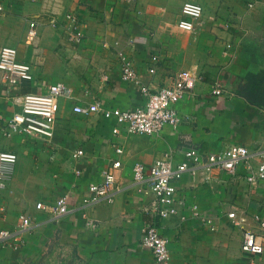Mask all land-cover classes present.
<instances>
[{
    "label": "crops",
    "instance_id": "crops-1",
    "mask_svg": "<svg viewBox=\"0 0 264 264\" xmlns=\"http://www.w3.org/2000/svg\"><path fill=\"white\" fill-rule=\"evenodd\" d=\"M187 2L202 12L184 10ZM68 15L79 23V42L70 38ZM182 20L195 30L180 29ZM30 22L36 24L33 38ZM5 46L30 65L33 80L8 87L0 79V151L17 157L0 191V230L14 231L22 214L33 228L18 250L0 247V264H151L140 238L154 196L147 183H133V165L149 167L166 156L180 163L189 146L203 160L232 145L264 150V0L252 9L247 0H0V49ZM117 51L155 90L182 71L200 78L178 106L177 130L114 135L112 118L73 111L95 101L121 110L141 103L137 85L121 80ZM215 81L223 94L213 95ZM55 83L69 96L58 101L53 137H5L1 126L19 110L18 97ZM79 149L82 155L74 158ZM117 160L113 201L83 210L88 186L101 183ZM173 185L175 213L157 221L168 239V264H264V180L249 183L244 169H200L178 175ZM58 197L70 211L56 218L50 206ZM246 230L261 236V254L242 251Z\"/></svg>",
    "mask_w": 264,
    "mask_h": 264
},
{
    "label": "built area",
    "instance_id": "built-area-1",
    "mask_svg": "<svg viewBox=\"0 0 264 264\" xmlns=\"http://www.w3.org/2000/svg\"><path fill=\"white\" fill-rule=\"evenodd\" d=\"M255 0H247V8L252 9ZM183 9L200 14L202 8L195 3H184ZM70 26L71 40L79 42L82 34L79 30V23L73 15L66 16ZM56 26L54 21L50 22ZM35 23H29L28 36H35ZM180 29L191 31L195 30L193 23L189 21H179ZM130 41L129 43H131ZM117 56L121 65V80L134 83L139 88L141 103L137 106L121 110L117 108L105 109L99 101L89 105H77L73 108L75 113L89 115L99 114L105 118H112L116 126L112 129L114 135L121 132L144 134L153 136L164 128L177 130L181 119L178 106L188 98V94L193 90L199 77L192 75L188 71L177 74L173 82L159 89H152L150 86L142 84L137 77L131 61L121 52L117 51ZM156 62V57H152ZM154 67H150L149 73H154ZM0 79L8 87L22 86L33 80L31 67L29 64L19 62L17 51L13 47H2L0 49ZM222 84L218 81L213 83V95L223 94ZM69 91L62 83H55L46 87L44 92L25 93L18 97L20 107L10 119L4 121L1 126L5 137L14 135L40 137L49 141L53 137L54 124L58 112V101L62 97H68ZM117 154L121 153L120 148H115ZM82 150L73 153V157L82 155ZM184 160L175 163L169 156L157 159L149 167L136 163L132 169V181L136 185L147 183L154 196V203L147 213L151 221L144 224L141 230L140 243L151 251V264H168L170 253L168 250V239L162 235L157 225V221L174 215V203L176 189L173 185L175 178L185 173L194 174L200 169H218L227 173H235L237 170H245V179L254 184L264 180V150L249 149L245 145H232L223 151L215 154L203 155L192 146L183 150ZM253 160L256 164L253 165ZM17 161L14 153L0 151V191L4 190L12 175V170ZM121 167L120 161H113L110 168L103 171V180L99 184L88 186V195L82 199L81 208L87 209L100 201L111 203L115 194L114 181L115 171ZM36 209H43L41 203L36 204ZM50 212L56 218L66 215L70 209L65 197H58L50 206ZM196 210V207H193ZM196 213V211L194 212ZM229 218L234 217V213L228 214ZM183 219V217L181 218ZM264 227V224H262ZM33 228L32 220L29 216L22 214L19 216L16 229L0 230V247H10L13 250L23 244V233ZM241 249L251 254H261L263 244L260 235L252 231H244Z\"/></svg>",
    "mask_w": 264,
    "mask_h": 264
}]
</instances>
